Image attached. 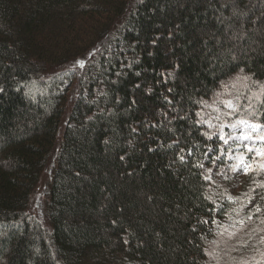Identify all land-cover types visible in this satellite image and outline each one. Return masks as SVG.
<instances>
[{"label":"trees","instance_id":"1","mask_svg":"<svg viewBox=\"0 0 264 264\" xmlns=\"http://www.w3.org/2000/svg\"><path fill=\"white\" fill-rule=\"evenodd\" d=\"M226 96L264 125V0H0V264H264V169L204 173Z\"/></svg>","mask_w":264,"mask_h":264},{"label":"rangeland","instance_id":"2","mask_svg":"<svg viewBox=\"0 0 264 264\" xmlns=\"http://www.w3.org/2000/svg\"><path fill=\"white\" fill-rule=\"evenodd\" d=\"M231 101L232 107L227 103ZM225 108L230 111L229 117H225L215 103L211 104L212 109L208 111L207 117H202V122L206 127L217 134L221 144L217 154L214 156L215 163L205 168V175L211 180L231 181L238 174L245 171V168L254 165L261 166L264 169V141L259 138L264 137V127L252 129L237 123L239 120H245L249 124L263 125L244 117L234 116L232 111L235 106L229 96L224 100ZM233 125H235L233 127ZM245 137H248L245 139ZM227 141V142H225ZM253 151L249 152L248 149ZM33 194L31 207L34 213L42 214L46 205L44 198L50 176L45 178ZM46 183V184H44ZM255 208V200L252 198H236L224 218H216L210 221V228L216 235H232L239 231L246 218L250 216ZM44 212V211H43ZM231 237V236H229Z\"/></svg>","mask_w":264,"mask_h":264},{"label":"snow or ice","instance_id":"3","mask_svg":"<svg viewBox=\"0 0 264 264\" xmlns=\"http://www.w3.org/2000/svg\"><path fill=\"white\" fill-rule=\"evenodd\" d=\"M77 63H79V64H83V61H78ZM227 103V106L228 107H232V103H231V101H228V102H226ZM237 123H239V124H241V125H245L246 127H250V128H252V129H258V128H262V127H264V125H258V124H249L247 121H245V120H239V121H237ZM235 125H233V127H234ZM248 137H245V139H247ZM261 141H264V137H260L259 138ZM225 142H227V141H225ZM248 151L249 152H251V151H253V149L252 148H249L248 149ZM261 155H264V153H260ZM245 171H247V168H245ZM259 209H257V211H258Z\"/></svg>","mask_w":264,"mask_h":264}]
</instances>
